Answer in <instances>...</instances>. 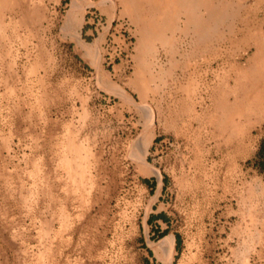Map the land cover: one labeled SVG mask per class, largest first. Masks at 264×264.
Masks as SVG:
<instances>
[{
  "label": "rangeland",
  "instance_id": "1",
  "mask_svg": "<svg viewBox=\"0 0 264 264\" xmlns=\"http://www.w3.org/2000/svg\"><path fill=\"white\" fill-rule=\"evenodd\" d=\"M150 1L0 0V264H264V0Z\"/></svg>",
  "mask_w": 264,
  "mask_h": 264
},
{
  "label": "bare ground",
  "instance_id": "2",
  "mask_svg": "<svg viewBox=\"0 0 264 264\" xmlns=\"http://www.w3.org/2000/svg\"><path fill=\"white\" fill-rule=\"evenodd\" d=\"M125 1L128 3L129 0ZM148 2L151 8H156L155 2L152 3L150 0H148ZM197 2L200 3L201 0H193V6ZM130 3L125 5L129 7ZM212 14H214V11H212ZM192 24L195 27V31H200L203 28V25L196 21H192ZM243 75H245V77L240 78L241 82H239L243 89V93L234 99V104L237 103V105L241 107L245 106L247 111L253 112L254 115H259V117L264 119V38H262L257 45L256 51L248 62L247 70ZM239 76H241V74Z\"/></svg>",
  "mask_w": 264,
  "mask_h": 264
},
{
  "label": "trees",
  "instance_id": "3",
  "mask_svg": "<svg viewBox=\"0 0 264 264\" xmlns=\"http://www.w3.org/2000/svg\"><path fill=\"white\" fill-rule=\"evenodd\" d=\"M251 163L253 169L264 175V137L260 140L257 151Z\"/></svg>",
  "mask_w": 264,
  "mask_h": 264
}]
</instances>
